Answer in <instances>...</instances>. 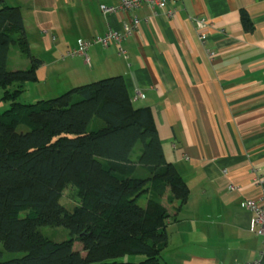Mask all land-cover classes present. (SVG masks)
<instances>
[{
    "label": "crops",
    "instance_id": "1",
    "mask_svg": "<svg viewBox=\"0 0 264 264\" xmlns=\"http://www.w3.org/2000/svg\"><path fill=\"white\" fill-rule=\"evenodd\" d=\"M103 3L120 1L0 0V7L19 8L28 52L41 61L37 80L25 83L23 93L31 91L33 102L123 76L133 106L151 110L164 158L188 186L179 210L167 193L161 200L170 215L161 258L168 264L250 262L264 249V237L249 229L244 205L247 199L264 203V0L143 5L133 11L138 31L122 42L127 58L113 45L93 44L89 63L80 56L61 59L78 40L123 31L131 13L103 15ZM242 10L251 31L243 29ZM196 18L207 26L199 29ZM7 55L9 70L30 67L19 45L11 44Z\"/></svg>",
    "mask_w": 264,
    "mask_h": 264
},
{
    "label": "trees",
    "instance_id": "2",
    "mask_svg": "<svg viewBox=\"0 0 264 264\" xmlns=\"http://www.w3.org/2000/svg\"><path fill=\"white\" fill-rule=\"evenodd\" d=\"M240 20L252 30L246 11ZM23 31L19 8L0 7V101L9 105L0 112V243L6 252H24L0 264H168L161 254L170 215L161 198L167 192L179 210L188 186L164 158L151 110L133 106L121 75L20 102L41 65ZM11 44L28 54L29 68H7ZM70 186L78 202L72 210L60 203ZM42 226L64 227L70 237L55 242ZM138 254L139 262L119 260Z\"/></svg>",
    "mask_w": 264,
    "mask_h": 264
},
{
    "label": "built area",
    "instance_id": "3",
    "mask_svg": "<svg viewBox=\"0 0 264 264\" xmlns=\"http://www.w3.org/2000/svg\"><path fill=\"white\" fill-rule=\"evenodd\" d=\"M120 3L118 5H107L105 3L100 5V12L104 15H112L116 14V12L122 11L130 14V19L128 23L124 27L123 31H116L113 29H108L104 35L92 38L89 40H78L76 46L71 47L63 51L61 54V59H65L68 57L80 56L84 59L86 63H89L88 58V48L93 44H99L102 47L113 45L121 56L127 58V52L124 50L122 46V42L130 35L138 31L139 29V19L134 15L133 11L139 9L141 6L146 5L150 8L159 7L163 8L169 2H177L184 0H119ZM199 29H203L207 26V23L203 19L196 18L194 20ZM199 40L201 42L205 41L207 35L203 32L199 33ZM140 93H137V97H141ZM259 185L264 187V179H260ZM237 188L235 185H230L229 189L234 191ZM245 207L249 210L251 214V220L249 229L255 234L264 237V203H256L253 199H247L244 202ZM258 257L250 262L237 263V264H264V249L258 253Z\"/></svg>",
    "mask_w": 264,
    "mask_h": 264
},
{
    "label": "rangeland",
    "instance_id": "4",
    "mask_svg": "<svg viewBox=\"0 0 264 264\" xmlns=\"http://www.w3.org/2000/svg\"><path fill=\"white\" fill-rule=\"evenodd\" d=\"M10 62L13 61V57H14V47L12 46L10 48ZM10 66V65H9ZM8 68V67H7ZM11 68V67H10ZM2 90L0 89V96L2 94L1 92ZM32 92L29 91L28 93H23L20 97L19 100L20 102H32L30 100H32L33 96H32ZM40 98H48V97H40ZM8 103L7 102H2L0 101V112H2L3 110H5L8 107ZM93 125L89 126V129H93ZM141 145L138 143L135 145L134 147V151L132 153V159L135 160L137 159V156L141 153ZM136 173L138 175H146V172H144L142 169L138 168ZM167 193V192H165ZM165 198V196L163 198H161V200H163ZM148 199V195H146L145 193L141 194L140 199H139V204L140 205H144L146 200ZM60 203L67 208L68 210H72L73 208H75V206L78 204L76 198H75V191L73 187H67L61 195V199H60ZM26 213L25 212H20V216H24ZM40 232L46 236L49 239H52L55 242H61L64 240H67L70 235L69 232L66 228L64 227H57V226H42L39 228ZM75 249H80L81 248V244L80 243H75L74 244ZM0 252H1V257L0 260L1 261H5V260H10L12 258H19L22 257L24 255V252H6L3 249L2 243H0ZM144 259L143 255H126L125 257L119 258L120 261H132V262H139L141 260Z\"/></svg>",
    "mask_w": 264,
    "mask_h": 264
}]
</instances>
